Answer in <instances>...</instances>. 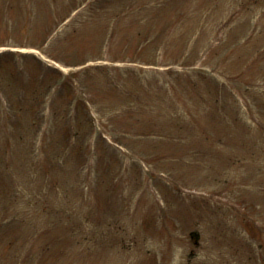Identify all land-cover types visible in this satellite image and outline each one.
<instances>
[{
    "label": "rangeland",
    "instance_id": "374dc122",
    "mask_svg": "<svg viewBox=\"0 0 264 264\" xmlns=\"http://www.w3.org/2000/svg\"><path fill=\"white\" fill-rule=\"evenodd\" d=\"M4 1L0 45L43 42L53 14L72 6L30 0L21 16L29 0ZM73 18L44 47L60 61L19 50L78 76L105 142L81 133L67 148L68 121L86 118L70 106L60 117L68 104L54 87L49 132L35 136L37 118L17 112L18 215L0 249L26 259L4 264H264V0H117ZM86 137L94 161L83 176ZM7 165L2 148L1 180Z\"/></svg>",
    "mask_w": 264,
    "mask_h": 264
},
{
    "label": "trees",
    "instance_id": "16d2710c",
    "mask_svg": "<svg viewBox=\"0 0 264 264\" xmlns=\"http://www.w3.org/2000/svg\"><path fill=\"white\" fill-rule=\"evenodd\" d=\"M16 2H22V0H6V1L2 2V4H4V7L6 6L9 9H14V7L16 5ZM27 6H28V4L26 6L21 4L20 7L18 8V13L21 16L24 15V9ZM2 14H4V13L2 12ZM18 61L19 60H15L13 56H9V55L0 56V74L1 75L5 74V76L7 77L8 74H9V71H8L7 67H9V66L12 67L14 69V71H15V73H14V79L15 80L11 82V85L13 86V90H12L13 94H12V91L9 92L10 80L7 81L8 82L6 84L7 85V89H5L0 84V90L7 92L6 99L5 100L4 99H2V100L0 99V107H2L5 110V118H4L5 119V121H4V126L5 127H4V130H3V133L5 135L2 138L5 139L4 143H5V146H6L7 150L5 149L4 145H2V144H0V149L3 148V150H5L4 157L6 159H9L11 157V155L14 153L12 151V146H14L13 140H16V135L13 134L11 128L9 129V127H10V125H12V127L14 129L16 128V130H17L19 128V125H20L21 119H22V116H21L22 114L21 113L17 114V112L21 111V112H24V113H29V112H33V111L36 112L38 110L37 107H35V110H34L32 107L27 105V103L23 102L20 99L21 92L30 89V86L28 87L23 82V79H21V76H22L23 73L18 68L19 67ZM34 64L41 68L40 63L34 62ZM34 89L35 88H32L31 92H33ZM4 93H2L1 95L3 96ZM7 106L10 109H8ZM12 111L14 112L15 116L19 117V118H15L13 116V114H12ZM41 164H43V163H41ZM9 170H10V159L8 160V165H7V171L9 172ZM9 175H10V173H9ZM8 178L11 181H14V178L11 177V176H8L7 174H6L5 178H3V181H0V236H2L0 241L4 237L7 238L10 235L9 230L11 228V224L12 223L11 224L9 223L10 224L9 225V224L6 223V221L7 220H11V221L16 220L15 216L18 215V214H15V213H18V211L15 210L14 204L12 205V207L10 206V194L13 197L16 194H15V185L14 184L12 185L9 182ZM11 248L12 247L9 246L8 243H6L5 247L3 249H0V264H3V262L5 261L6 256H9V254H13L16 258L20 257V258L24 259V257H25L24 255L20 256L21 253L23 252V248H19V249L13 251V252L11 251Z\"/></svg>",
    "mask_w": 264,
    "mask_h": 264
}]
</instances>
